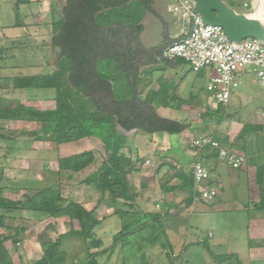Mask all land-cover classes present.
Listing matches in <instances>:
<instances>
[{
    "label": "rangeland",
    "instance_id": "1",
    "mask_svg": "<svg viewBox=\"0 0 264 264\" xmlns=\"http://www.w3.org/2000/svg\"><path fill=\"white\" fill-rule=\"evenodd\" d=\"M64 1L60 0L53 5L44 4V14L37 19L33 14L34 3H27L28 12H32L28 16V26L6 33L5 29H11L17 13L8 0H0L1 108L55 109L57 107L54 89H20L17 88V80L32 75L53 74L59 69L64 49L62 45L53 42L54 22L51 21L52 13L59 10V6ZM225 1L231 6L232 2H235L234 8L250 17H257L262 8V0ZM184 21L187 22V19ZM239 79L241 83L232 90L228 105H220L219 110L209 113V116L217 120L223 116L225 118V113L229 112L230 118L238 123L231 129L233 143L239 149L238 144L241 145L245 141L247 150L252 151L250 153L253 160L264 165V87L256 79L254 70L250 67L239 73ZM71 90L74 88L68 87L64 90V98L67 97L75 106L73 100L76 99V94ZM257 122L260 123L261 128L256 127ZM246 124L249 126L244 138L242 133ZM41 126L39 121L0 118V133L8 137H15L24 131L39 130ZM82 141L83 139L78 140L71 150L81 151L88 148ZM62 144L56 146L48 140H18L12 143L16 149L11 150V143L0 139V174H2L0 195L12 200H25L26 195H35L51 186L59 188L66 200L84 203L83 205L92 208L101 199L102 191L94 184L85 183V179L102 164V142L96 139L93 145L96 157L91 167L71 174L59 171ZM161 163L154 159L150 164L151 167L144 169V174L136 177L138 189L145 178H155L158 182L154 167ZM244 168L245 166L242 169ZM252 179L256 189L252 193V199L263 203L256 169H253ZM244 189L245 187H241L231 191L233 197L244 196L243 201L232 198L220 206L218 211L213 210L208 213L195 211V208L193 211L185 210L184 207H176L169 214H167L169 206L154 208L156 213L148 212L146 208L141 212L137 208L124 207L125 210L130 212L134 210V212L124 217H114L102 230H96L98 225L94 228L91 238L94 240L102 237L99 246L92 250L95 254V264H133L131 262L134 261L133 259H137V264H148L149 259L156 260V264H160L162 259H159V255L162 254V250H165L164 261L169 264H263L264 203L260 205V208H263L260 209L261 211L251 208L245 200L248 195L247 189L243 194ZM107 204L109 207H114L113 209L116 207L110 202ZM138 211L149 215L138 220ZM97 215L101 218L105 215L102 212V204L97 209ZM258 220L260 224L256 234L259 238L251 240V231ZM130 221L137 222L138 225L131 229L125 227L128 232L120 236L119 241L116 240V235L122 231L124 224ZM5 222L6 226L0 227V235L15 234L17 228H24V232L19 235L21 264H35L43 257L42 241H55L71 230L81 229L77 219L62 213L51 215L14 210ZM138 226L140 227L137 228ZM210 231H213L212 237L208 236ZM89 243L94 244L92 240ZM60 250L64 251L67 261L64 260L65 263L62 261L59 264H81L87 259L86 244L82 236L63 238ZM16 261L18 263V258Z\"/></svg>",
    "mask_w": 264,
    "mask_h": 264
},
{
    "label": "crops",
    "instance_id": "2",
    "mask_svg": "<svg viewBox=\"0 0 264 264\" xmlns=\"http://www.w3.org/2000/svg\"><path fill=\"white\" fill-rule=\"evenodd\" d=\"M8 1L15 8L17 13L15 18L17 20L15 19V22L12 23L11 29H5L6 33H10L11 30H21L28 26V16L29 13L32 14V12H28V4L34 3L35 9L33 10V14L34 18L37 19L44 14V4L51 3L53 5L55 2H60V0ZM68 1L62 2L59 10L52 13L51 23L62 19L64 8ZM14 3H17V5ZM172 3L173 0H102V35L105 37L103 47H105L106 51L110 52L115 43H119L120 47H127V49L119 48V50L125 49L130 52L127 58L128 61L125 60L124 64H133L131 60L132 56L136 59L139 57L137 69L139 96L149 102L161 117L185 124V130L180 134H172L167 131L148 133L142 128L125 129L120 124L117 125V129L125 135L126 140V146L122 149V153L130 158L136 168L135 171L128 175L133 190L136 192L134 200L135 208L141 212L144 211V208L148 212H155L154 208L160 209L169 206L167 211V214H169L176 207H184L185 210L193 211L195 208V211L208 213L213 210L218 211L220 206L232 198L243 201L244 196L242 198L233 197L231 191L245 187L248 195L245 199L246 202H248V205L250 204L251 208L261 211L260 209L263 208H260V205L264 203V172L263 182L259 183L263 203H258L252 199V193L256 191L252 181V173L253 169H256L259 178L258 172L264 171V165L253 160L250 153L252 151L247 150L245 141H243L245 145L243 143V145L238 144L239 149L233 143L231 129L236 127L238 123L235 119L230 118L231 114L229 112L225 113L226 117L223 118V116L221 121H218V119L214 120L212 116H209V113L219 110V106L217 108L212 107L209 102V93L207 91V83L210 76L209 71L204 69L197 72L184 59L167 60L162 57V54L153 57L150 52L153 48L163 47L165 44L183 36L190 27L189 21L187 20L189 24L184 21L186 19L183 18L180 12H176L170 8ZM138 41L141 45L139 50L137 47ZM53 42L59 45L54 40ZM101 64L102 73L112 83L115 98L118 100L130 99L132 97L130 80L127 78L125 72L120 69V62L106 55L102 57ZM240 83L241 80L239 79V85ZM251 124L253 125V123ZM255 124H257L256 127H261L260 123L257 122ZM205 135H214L221 141L224 148L243 157L244 161L240 167H234L220 157L218 149L207 150L204 158L206 166L209 169V183L217 188L219 194L214 200L200 199L194 203L192 184L191 182L190 185L186 184L187 177L192 176L191 165L193 155L189 141ZM96 139L101 140L98 137L83 138L82 142H85L88 148H84L81 151L71 150L78 140L63 143L60 147V156L65 157L92 150L96 157L93 149ZM101 142L103 163L108 159L111 152L106 148L102 140ZM257 151L259 152V150ZM154 159L162 162L154 167L155 177L159 179L158 182L155 178H145L138 189L135 182L136 177L139 174H144L143 170L149 169ZM243 166H245L244 169H242ZM65 173L71 174L77 172L68 171ZM151 179L152 181H150ZM245 189L243 190V194ZM121 203H117L118 206L115 208L120 209ZM113 208L109 207L105 200L102 202V212L105 215L102 218L98 215L101 222L98 224L96 230L104 229L106 223L114 217L120 218V213L116 212ZM259 220L255 223V228L252 230L254 233L251 231V240L259 238L256 234L259 229L257 228L260 224ZM263 226L264 223L262 224ZM253 234L256 236H253ZM208 236L212 237L213 231H210ZM70 237L74 236L69 235L63 238ZM99 238L102 239V237ZM101 239H98V241H101ZM164 251L162 250V254L159 255V259H162L160 264H169L164 261ZM18 254H20L18 263L21 264V252L18 251ZM16 260L17 258L15 257V264H18ZM133 260L135 262H131L137 264V259ZM156 263V260H148V264ZM262 263L264 264V261Z\"/></svg>",
    "mask_w": 264,
    "mask_h": 264
},
{
    "label": "trees",
    "instance_id": "3",
    "mask_svg": "<svg viewBox=\"0 0 264 264\" xmlns=\"http://www.w3.org/2000/svg\"><path fill=\"white\" fill-rule=\"evenodd\" d=\"M234 5L235 2H232L233 7ZM101 12L102 0H69L64 8L62 19L53 24V40L64 48L59 69L53 74H38L17 80V88L20 89H54L57 99L55 109L0 107L1 119L39 121L42 124L39 130L24 131L15 137L4 136L0 133V139L11 143V150L16 149L12 143L18 140H48L57 146L86 137H98L111 152L108 159L85 179V183L94 184L103 193V199L101 197L92 208L66 200L59 188L51 186L35 195H26L25 200H12L0 195V227L6 226V218L14 210L51 215L62 213L79 221L81 229L71 230L56 241H42L44 255L35 264H59L64 261L65 253L60 250V247L63 237L69 235L82 236L85 240L87 259L82 264H95V254L92 250L99 246L100 241L93 240L91 236L94 228L101 222L97 209L102 202L105 200L116 207L117 203L122 202L120 209L115 208L122 217L134 212V210L127 211L124 207L129 206L135 209L136 206L134 204L136 192L128 177L136 168L130 158L122 153L126 140L125 135L117 129L118 124L125 129L142 128L148 133L167 131L180 134L185 130L184 123L161 117L149 102L139 96L137 69L140 58L136 59L132 56L133 64H124L130 52L125 49L119 50V48L127 49V47H120L119 43H115L111 52L103 47L105 37L102 35ZM164 46L151 49L153 57L161 55ZM137 47L138 50L141 47L139 41ZM106 55L120 62V69L130 80L132 89L130 99L115 98L111 81L102 73L101 61ZM68 87L74 88L71 92L76 94V99L73 100L75 106L69 102L67 97L64 98V90ZM221 119L222 117L218 118V121ZM248 126L249 124H246L243 130L244 138ZM94 161L95 155L92 150L83 151L60 158L59 171L80 172L91 166ZM263 172L261 170L259 173L260 184L263 182ZM190 182L193 191V176L187 177L186 184L190 185ZM138 212V220L149 215ZM137 225V222L133 221L125 223L122 231L116 235V240L128 232L124 229L125 227L131 229ZM22 232L24 228H17L15 234L0 235V264H15L14 258L19 257V235ZM90 240L94 244L89 243Z\"/></svg>",
    "mask_w": 264,
    "mask_h": 264
},
{
    "label": "built area",
    "instance_id": "4",
    "mask_svg": "<svg viewBox=\"0 0 264 264\" xmlns=\"http://www.w3.org/2000/svg\"><path fill=\"white\" fill-rule=\"evenodd\" d=\"M170 8L180 12L190 27L183 36L165 44L162 57L167 60L184 59L197 72L207 69L210 73L207 91L212 107L228 105L232 90L239 85V73L248 67L254 70L256 79L264 87V44L253 37L240 42L229 41L220 26L203 21L196 12L195 0H173ZM189 146L193 155V201L214 200L219 192L209 183L205 152L218 149L220 157L234 167H240L244 158L224 148L214 135L194 138L189 141Z\"/></svg>",
    "mask_w": 264,
    "mask_h": 264
},
{
    "label": "water",
    "instance_id": "5",
    "mask_svg": "<svg viewBox=\"0 0 264 264\" xmlns=\"http://www.w3.org/2000/svg\"><path fill=\"white\" fill-rule=\"evenodd\" d=\"M196 12L207 24L220 26L229 41L240 42L253 37L264 44V0L257 15L260 29L254 27L250 17L238 12L225 0H195Z\"/></svg>",
    "mask_w": 264,
    "mask_h": 264
},
{
    "label": "bare ground",
    "instance_id": "6",
    "mask_svg": "<svg viewBox=\"0 0 264 264\" xmlns=\"http://www.w3.org/2000/svg\"><path fill=\"white\" fill-rule=\"evenodd\" d=\"M262 3V2H261ZM261 8V7H260ZM250 17V16H249ZM250 20L252 22V25L258 29H260L259 23H258V19L257 17H250Z\"/></svg>",
    "mask_w": 264,
    "mask_h": 264
}]
</instances>
